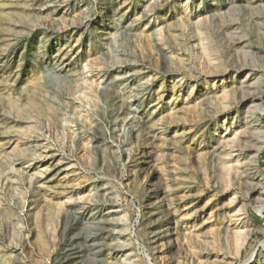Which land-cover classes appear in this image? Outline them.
Listing matches in <instances>:
<instances>
[{"label": "rangeland", "instance_id": "374dc122", "mask_svg": "<svg viewBox=\"0 0 264 264\" xmlns=\"http://www.w3.org/2000/svg\"><path fill=\"white\" fill-rule=\"evenodd\" d=\"M263 111L264 0H0V264H264Z\"/></svg>", "mask_w": 264, "mask_h": 264}, {"label": "bare ground", "instance_id": "6f19581e", "mask_svg": "<svg viewBox=\"0 0 264 264\" xmlns=\"http://www.w3.org/2000/svg\"><path fill=\"white\" fill-rule=\"evenodd\" d=\"M248 3V2H247ZM254 5V4H253ZM222 25V24H221ZM215 26V25H214ZM219 28V27H218ZM216 30V29H215ZM171 31V30H170ZM218 31V30H217ZM231 32V31H230ZM169 34V33H168ZM220 34V33H219ZM222 35V34H221ZM220 38V37H219ZM210 41V40H209ZM220 41V40H219ZM235 42V41H234ZM210 44V43H209ZM227 44V43H226ZM228 45V44H227ZM210 47V46H209ZM244 48V47H243ZM233 49V48H232ZM229 50L230 52H229V55H230V57H232V58H236L235 57V54H236V52L234 51V50ZM220 50V49H219ZM218 51H216L215 49H212V54L215 56V58H216V60L217 61H215V62H217V66H216V68H217V71H218V74L219 75H221V77H228V76H230V77H232V79H233V81L234 80H239L238 79V77H240V76H242L241 77V79L237 82V83H235L236 85L235 86H237V87H233V89H232V91L230 90L229 92H230V94L232 95V99H237L241 94H242V96H240V100L243 102V104L244 105H252V106H254V104H255V102H257L258 101V98H256V97H253V96H251V95H249L246 91H247V84H248V76H250V75H252V74H254V76H258V74L259 73H256L254 70H250V68H248L247 66H245L244 65V63L242 64V65H238V59L235 61V62H232L233 64H232V66H231V69L230 68H228V67H226L222 62H221V60L219 59V56H218ZM242 53V52H241ZM245 54H246V52H245ZM212 55V56H213ZM210 57V56H209ZM215 58H214V60H215ZM229 60V59H228ZM228 62H230V61H228ZM240 63V62H239ZM228 65H229V63H227ZM252 67H253V65H252ZM260 75V74H259ZM245 76H247V77H245ZM261 77V76H260ZM261 79V78H260ZM230 81V80H229ZM262 81V80H261ZM254 82H256V81H254ZM232 84H234L233 82H231ZM260 84V83H259ZM261 84H263V82H261ZM230 87H231V85H230ZM259 96V95H258ZM234 102H236V101H234ZM241 103V102H240ZM261 103V102H260ZM233 104V103H232ZM208 105V104H207ZM206 105V106H207ZM212 105V104H211ZM210 105V106H211ZM257 105H255V107H256ZM208 108H210V107H208ZM212 109V108H211ZM251 111H253V109H251V108H249V110H248V112H251ZM255 111V110H254ZM256 111H258V110H256ZM256 111L254 112V114L256 115ZM247 112V111H246ZM264 112V111H263ZM245 113V112H244ZM253 114V115H254ZM256 117V116H255ZM241 121V120H240ZM258 120L256 121L255 120V125H254V127L256 128V129H258L259 127V125H258ZM261 124V123H260ZM249 126V125H248ZM260 129H262V128H260ZM259 130V129H258ZM245 134V133H244ZM243 134V135H244ZM241 139V138H240ZM245 142V141H244ZM243 141H240V147L239 148H241V145L244 143ZM261 149H262V146L261 145H259L258 144V146L256 145V150L254 149V152H248V155L246 156V161L243 163V166L244 167H250V168H253V169H257V166H258V158H259V153H260V151H261ZM243 150V149H242ZM221 155V154H220ZM213 157V156H212ZM213 161V160H212ZM215 161V160H214ZM213 163V162H212ZM215 169V168H214ZM219 169V168H218ZM251 169H249L248 171H250ZM243 177L245 178V177H247L248 176V174H247V172L244 170L243 172ZM220 176H223V175H219V178H221ZM218 178V177H217ZM221 180V179H220ZM253 180V179H252ZM243 181H245V180H243ZM248 181V180H247ZM251 180H249V182H250ZM247 183V182H246ZM262 183V182H261ZM249 184V183H248ZM255 186V185H254ZM260 186V185H259ZM257 187V186H256ZM263 191H258L257 189H255V192H254V196H256L255 198H261V197H263ZM250 198L251 199H253V195H251L250 196ZM249 198V199H250ZM255 200V199H254ZM257 200V199H256ZM255 200V201H256ZM262 210L264 211V208L262 207ZM196 212V211H195ZM261 212V211H260ZM263 214V213H262ZM195 215V214H194ZM197 215V214H196ZM104 223V222H103ZM250 227V226H249ZM250 228H252V227H250ZM249 228V229H250ZM108 229V228H107ZM254 231V230H253ZM253 231H250L249 230V233L247 234L248 236L247 237H249L250 235H251V232H253ZM221 232H223L224 234H225V236H226V238L228 237L227 235H229V233H228V228H223V230L221 231ZM165 233H167V231H164L163 233H162V235H165ZM228 233V234H227ZM224 237V236H223ZM246 237V236H245ZM229 238V237H228ZM230 239V238H229ZM245 239V238H244ZM246 240V239H245ZM244 240V241H245ZM204 243L206 244V249L204 250V252L205 253H207L208 254V256H207V259H208V261H209V256H211L213 253H212V245H211V243H210V241H209V239H208V237H207V235L205 236L204 235ZM239 248V247H238ZM240 249L241 248H239V250H237L236 251V256H238L239 254H240ZM203 251V250H202ZM203 253V252H202ZM201 253V254H202ZM214 261H209L210 262V264H232V263H230L229 261H225V262H220V260L218 261V259H213ZM209 264V263H208Z\"/></svg>", "mask_w": 264, "mask_h": 264}]
</instances>
